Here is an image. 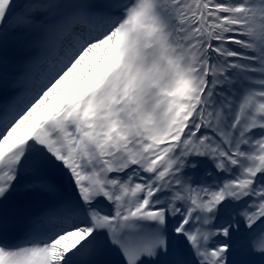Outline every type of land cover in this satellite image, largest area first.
<instances>
[{
  "label": "snow or ice",
  "instance_id": "1",
  "mask_svg": "<svg viewBox=\"0 0 264 264\" xmlns=\"http://www.w3.org/2000/svg\"><path fill=\"white\" fill-rule=\"evenodd\" d=\"M0 264H264V0H0Z\"/></svg>",
  "mask_w": 264,
  "mask_h": 264
}]
</instances>
